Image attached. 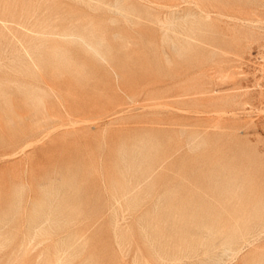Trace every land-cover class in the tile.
I'll return each mask as SVG.
<instances>
[{"label": "rangeland", "instance_id": "374dc122", "mask_svg": "<svg viewBox=\"0 0 264 264\" xmlns=\"http://www.w3.org/2000/svg\"><path fill=\"white\" fill-rule=\"evenodd\" d=\"M0 264H264V0H0Z\"/></svg>", "mask_w": 264, "mask_h": 264}, {"label": "bare ground", "instance_id": "6f19581e", "mask_svg": "<svg viewBox=\"0 0 264 264\" xmlns=\"http://www.w3.org/2000/svg\"><path fill=\"white\" fill-rule=\"evenodd\" d=\"M26 146H29V145H26ZM122 182H123V181H122ZM116 220H117V219H116ZM186 251H187V250H186ZM189 253H190V252H189ZM189 253H188V254H189ZM202 255H203V254H202ZM164 261H165V260H164Z\"/></svg>", "mask_w": 264, "mask_h": 264}]
</instances>
